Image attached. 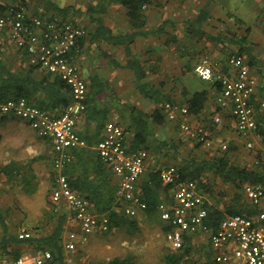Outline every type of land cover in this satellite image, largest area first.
Listing matches in <instances>:
<instances>
[{
  "label": "crops",
  "instance_id": "0c3cea01",
  "mask_svg": "<svg viewBox=\"0 0 264 264\" xmlns=\"http://www.w3.org/2000/svg\"><path fill=\"white\" fill-rule=\"evenodd\" d=\"M15 1L22 2L30 16L47 18L58 15L76 21L86 30V35L77 42L73 59L80 72L82 68H88L87 77H83L88 83L87 107L76 123V129L85 139L86 146L70 150L72 160L63 169L71 187L81 195L84 193L81 188H85L84 183L87 182L83 171L94 164L97 153L95 146L103 137L106 121L115 120L125 129L129 126L132 109L152 113L167 101L188 107V98L194 92H202L206 97L198 113L188 112L184 116L178 115L174 120L165 118L159 125L150 123L152 132L148 142L154 151L149 153L144 173L136 185L135 194L138 197L142 194L140 183L143 178L148 172L161 170L162 161L166 159L164 156H170L173 147L176 148L179 144L185 145L188 150H195V140L180 129L182 121L193 127L200 125L209 134L211 144L201 145L206 147V159L220 155L222 143L227 145L232 155L243 152L245 143L250 141L254 145L252 150L249 149L251 154L248 155L246 151L243 153L247 160L253 161L256 151L264 146V113L257 114V127L260 131L256 129L249 138H241L235 131L233 119L216 104L215 99L219 91L216 89L217 84L203 81L193 72L194 64L205 55L224 65L226 58L240 47L242 37H247L248 34L245 44L251 46L255 57V64L249 65L250 74L257 80L253 99L257 103L264 97V57L252 51V47L258 43V36L264 43V0H150L143 4L140 21L136 26L132 25L126 8L118 2L0 0V4L8 6ZM261 3L262 7L259 5ZM55 7L67 10L59 13ZM99 22L106 26L113 36L126 37L134 34L132 41L129 44H121L97 38L95 32L99 28ZM127 48L130 55H127ZM260 49L264 50V44ZM0 55L12 71L26 69L28 66L26 57L19 54L11 42L7 29L0 31ZM243 56L247 61V57ZM129 57L141 62L146 75L144 81L148 82L149 89L156 91L157 95H162L161 101L149 99L138 90L133 72L124 67ZM100 68H105L104 78L99 76ZM44 73L46 72L41 69L34 70V75ZM91 81H95L96 85L89 89ZM45 110L59 113L57 110ZM104 112L106 116L102 118ZM215 114L221 116L222 124L213 122L212 117ZM132 137L131 129L125 132L127 147ZM52 156L50 141L37 135L27 121L11 115H0V241L17 235L21 228L29 232L30 237L38 238L53 226V223H47L44 215L50 206L49 195L54 185ZM253 167L257 169L254 165ZM109 174L117 187V177L109 169L103 170L99 175L100 180L103 175L108 177ZM165 193L166 191L160 192V197H166ZM167 193V198L171 201V189ZM21 194H25V207L20 203ZM59 207L70 214L66 205ZM23 208L25 216H29V210L38 211L39 216L36 220L25 218V223L17 221L16 225L19 227L16 231L12 230L8 218H11L12 212ZM40 211H43V214ZM143 212L145 214L144 210L137 216ZM41 214L43 218H40ZM74 228L75 223L69 217L65 230ZM99 233L106 232L97 231L91 238ZM61 239L63 244L64 240L62 237ZM87 246L88 243L79 245L74 262L86 263L85 260H75V256L77 259L80 252L88 253ZM20 247L23 248L20 255H31L36 251L29 244ZM63 250L66 260L68 255L64 247ZM8 251L9 248L7 252L0 251V264H13L14 259L8 255Z\"/></svg>",
  "mask_w": 264,
  "mask_h": 264
},
{
  "label": "built area",
  "instance_id": "2783aa9c",
  "mask_svg": "<svg viewBox=\"0 0 264 264\" xmlns=\"http://www.w3.org/2000/svg\"><path fill=\"white\" fill-rule=\"evenodd\" d=\"M7 29L9 38L19 54L26 57L29 65L39 67L58 77L69 88L71 101L55 115L25 99L0 101V115H11L27 121L37 135L47 138L52 146V168L55 171L50 200L55 209L66 205L75 223L74 229L61 234L63 247L67 252L66 264H86L74 262L79 245L86 244L97 232H107L109 218L90 210L88 200L74 190L63 169L71 162L70 150L86 146L76 123L87 107V84L78 66L73 62L71 51L86 30L76 21L58 15L44 18L30 16L20 1L10 4L0 12V31ZM225 67L227 70H224ZM193 72L203 81L219 85L216 95L217 106L230 115L235 131L247 139L257 129V114L264 113V97L253 99L257 80L250 74V67L241 54L232 53L222 65L218 60L205 55L193 66ZM166 119L174 120L178 115H187L188 108L167 101L163 104ZM213 122L222 124V118L215 114ZM180 129L204 146L211 144L204 127L192 126L182 121ZM253 149L252 142L245 143ZM221 150L227 145L222 143ZM100 160L117 177L116 197L124 204L123 213L135 217L147 208V204L135 194L136 185L144 173L147 152L142 149L129 150L125 145V131L115 121L104 124L103 137L96 143ZM253 165L264 174V146L255 153ZM159 178L164 185H170L172 200L161 202L156 210L159 218L169 230L165 233L168 247L178 250L183 246L184 237L197 233H208L212 249V264H264V180L247 183L243 187L248 201L255 206L251 215L234 214L225 216L210 231L205 223L207 217L206 196L195 181L181 179L174 166L159 170ZM20 239L30 237L21 229ZM52 256L47 249L36 250L31 255L18 256L13 264H47ZM52 264V263H51ZM197 264H206L199 262Z\"/></svg>",
  "mask_w": 264,
  "mask_h": 264
},
{
  "label": "trees",
  "instance_id": "16d2710c",
  "mask_svg": "<svg viewBox=\"0 0 264 264\" xmlns=\"http://www.w3.org/2000/svg\"><path fill=\"white\" fill-rule=\"evenodd\" d=\"M149 1L150 0H108L109 3L118 2L126 8V14L133 26H136L140 21V11L143 4ZM8 6L0 4V12H3L8 8ZM90 8L91 7H89V9ZM54 9L59 13L67 10L57 7ZM98 26L99 28L95 32V36L97 38H104L112 43L129 44L134 36V34L128 35L126 37L113 36L111 35L110 30L101 22H99ZM246 38V35L242 37L240 40V47L238 48L237 52L234 53L245 55L247 57L248 65H254L255 57L251 52V46L249 44H245ZM76 49L77 48L75 47L73 51H71L72 55H75ZM126 52L127 55H130L128 48L126 49ZM124 67L130 69L133 72L136 86L145 97L157 101H161V99H163L161 98L162 95H157L156 91L148 88V82L144 81L146 77L145 72L141 66V62L138 59L129 57ZM37 69L41 68L28 64L26 69L23 68L22 70L12 71L0 55V101L3 102L9 99H25L40 108L57 110L60 113L63 108L71 101V94L68 86L58 77L44 71L43 69L41 70L46 73L34 75V70ZM94 85H96L95 81H91L89 89ZM216 89H219L218 84L216 85ZM205 99L206 97L202 92H194L191 94L187 101L188 112L195 114L198 113L202 109ZM132 110L133 113L130 117L129 126L124 129L125 132L130 129L133 131V137L129 143L128 149L145 150L148 157L149 153L154 151L150 146L151 144L148 142L152 132L150 129V123L159 125L165 121L166 116L163 105L155 109L152 113H146L142 110ZM59 113L54 114L57 115ZM105 116L106 114L104 112L102 118H105ZM262 130L264 131V129ZM258 131L260 130L258 129ZM194 143L196 148L202 145L196 141ZM228 149L229 148L227 147L223 154L214 156L210 159L195 157L177 158L175 160L179 161L178 165H171L178 170L181 179L195 181L200 191L206 196L207 217L205 219V223L210 231L215 230L218 222L225 216L234 214H254L257 208L251 203H242L240 200V192L243 190L245 184L264 180V174L260 169H256L254 167H242L232 163L227 153L229 151ZM107 167L108 166L100 160L98 154L96 153L92 167L89 169H84L83 171V177L87 180V182L84 183L85 188H81V190L84 191L82 194L88 200L90 205L89 207L92 212L98 215L104 214L108 216L109 229L106 233H110L117 228L136 230V219L123 213V206L125 203L118 201L116 197V184L113 182L112 175L109 174L108 177L103 175L102 180L99 178V175L102 174L103 170L109 169L111 171V169ZM207 173H211L215 177H218L222 182L230 184L235 190L231 201L222 208L217 207L208 201V199L213 196V192L208 186V182L204 179ZM76 187L78 188V186ZM140 189L142 194H140L139 197L147 204L145 214L147 216H155V218L159 220L161 224L162 232L165 234L169 230V227L159 218L156 207L161 202L170 201V199L167 198L169 197V193L167 192L169 189H171V186L162 185L159 178V170H157L148 172L146 174V177L143 178L140 183ZM163 191H166V197H160L159 193ZM49 203L50 206L45 213L46 221L53 223V226L47 233L38 238L30 237L27 239H19L18 235L10 236L7 240L0 241V251L7 252V248H9L8 254H10L15 260L22 253L23 248L20 246L23 244H29L36 250L47 249L51 252L52 258L47 264H65V255L61 234L65 230L66 222L69 219L70 214L62 207L55 209L51 200ZM206 234L209 235V232ZM193 236L194 235L185 236L183 246L180 249H171L176 253L168 254L165 257L166 264H177L182 258L189 254V252L193 249V245L191 243ZM208 248V251H205L203 255V257L206 258L203 260V262L206 264H212V249L209 240ZM102 264L136 263L131 259L113 258L112 260Z\"/></svg>",
  "mask_w": 264,
  "mask_h": 264
},
{
  "label": "rangeland",
  "instance_id": "374dc122",
  "mask_svg": "<svg viewBox=\"0 0 264 264\" xmlns=\"http://www.w3.org/2000/svg\"><path fill=\"white\" fill-rule=\"evenodd\" d=\"M58 1L60 2L61 0ZM259 5H261V7L263 6L262 3ZM247 38H248V34H247ZM257 38L258 39L256 41H258V43L254 45V47H252V51L256 53H260L264 57V50L260 49V46H263L264 43H262L260 36H258ZM87 70H88L87 67L81 69V73L84 78L87 77L88 74ZM99 70H100L98 72L99 76L101 78H104L105 74L103 71H105V68L103 69L100 68ZM205 148L206 147L204 146H199L195 148V150L192 149L188 150L185 147V145L178 144L176 148L174 147L172 148L173 153L171 152L170 156L169 155L164 156L166 159H163L162 161L163 163L161 164L162 167L161 169L171 165L177 166L179 161L175 159L181 157L206 158L205 155H207V151L205 150ZM251 150H249L245 146L243 152L246 151L248 152V155H250L251 153L249 151ZM225 151L226 149L221 150L220 154H223ZM243 152L239 151L238 154H232V155L231 153H229V151L227 153L232 163L242 167L252 168L253 161L251 159L247 160ZM204 179L208 182V186L213 192V196H211V198L208 199L209 202H211L213 205L217 207L222 208L231 201L235 190L230 184L222 182L218 177H215L211 173H207ZM20 197L22 198L21 199L22 201L20 203L25 207V198H24L25 194H21ZM240 197L242 203H248V204L250 203L246 198L243 190L240 192ZM40 212H42L43 214V211ZM45 213L46 210L44 212V215L46 217ZM42 214L40 215V218L42 217ZM38 216H39L38 211L36 210H29V216L27 215L25 216V208H23L15 212H12V215L10 216L11 218L10 219L8 218V221L9 223L12 224L11 225L12 230L15 229L16 231V229L19 227L18 225H16L17 221H19L18 223L22 221L25 223V218L29 217L32 218L33 220H36ZM135 219L137 222L136 230H130L127 228H117L111 231L110 233H99L94 235L92 238H90V241L87 242L88 243L87 247L89 250L88 253L87 251L80 252L77 259L75 256V260L78 261L85 260L86 263L88 262L89 264H102L104 262L112 260L113 258H119V259H131L136 264H166L165 257L168 254H174L176 252L172 251L168 247L165 240V234L161 230V224L159 220H157L155 216H150V217L146 216L144 212L140 213V215L137 216ZM21 229H19L18 234L21 231ZM95 237L97 238L94 240ZM191 243L193 245V249L177 264H197L202 259H205L203 255L205 251H208L209 249L208 235L203 233H197L192 237ZM85 255L87 257H85Z\"/></svg>",
  "mask_w": 264,
  "mask_h": 264
}]
</instances>
